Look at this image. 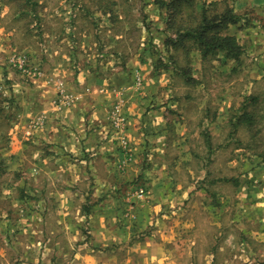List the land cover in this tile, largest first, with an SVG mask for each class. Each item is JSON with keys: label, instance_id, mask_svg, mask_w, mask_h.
I'll use <instances>...</instances> for the list:
<instances>
[{"label": "rangeland", "instance_id": "1", "mask_svg": "<svg viewBox=\"0 0 264 264\" xmlns=\"http://www.w3.org/2000/svg\"><path fill=\"white\" fill-rule=\"evenodd\" d=\"M33 1L0 0V220L1 211L4 220L14 218L15 196L22 200L17 207L24 226L34 224L32 212L38 224L46 217V203L55 210L50 220L64 217L66 193L59 199L47 193L29 162L16 176L19 145L10 131L30 93L69 79L86 111L108 114L109 127L102 133L95 128L91 141L112 150L106 165L92 152L87 156L86 179L73 184L86 191L76 203L86 216L82 236L61 249L77 253L98 238L93 249L102 264L109 254L126 258L155 242L163 245L161 256L173 255L175 243L189 254L192 243L217 236L211 223L223 206L230 207L225 223L238 234L244 202L256 204L253 196L261 192L264 197V0ZM227 6L241 17L226 33L236 36L243 54L239 61L222 54L203 59L184 35L203 13L213 18ZM12 57L15 64L26 58L27 72L11 66ZM107 206L112 215L102 213ZM40 208L42 215L36 214ZM39 227L25 235L59 240L57 230ZM71 231L67 237H76Z\"/></svg>", "mask_w": 264, "mask_h": 264}, {"label": "crops", "instance_id": "2", "mask_svg": "<svg viewBox=\"0 0 264 264\" xmlns=\"http://www.w3.org/2000/svg\"><path fill=\"white\" fill-rule=\"evenodd\" d=\"M14 61L15 59L12 57L9 63L17 68ZM28 76L32 75L29 74ZM43 77L39 80H43ZM67 81H54L57 89L50 88L54 87L51 84L48 88L37 87L34 93H30V97L26 98V109L18 115L19 124H16L15 129L10 131L14 130V139L18 140L15 143L19 145L13 166H16L15 172H18L16 176L18 179L21 177L25 162H29L30 168L35 167L34 171L38 173L35 181L47 185V193H51V196L57 199L66 193L67 205L63 207L62 211L64 217L60 218L58 215L56 221L55 217H53V221L50 220L49 216L55 214V210L46 203L44 207L46 217L42 218V221L39 217L40 223L38 224L35 218L37 216H35V212H32L34 224L24 226V223L22 225V221L19 220L20 212L17 207L18 200L21 199L15 196L14 209L11 211L14 218L8 221L4 220L6 219L4 217L6 211H1L3 220H0V264H16L18 261H22V264H38L41 261L47 264L62 262L102 264V256L93 249L101 242L98 241V238L90 245L86 243L80 246L79 251L82 250L81 252L77 250V253L69 254L61 249L67 243L68 247L75 246L76 241L82 236L81 229H83L84 217L86 216L82 213V206L77 205V207L76 203L78 199L85 197L86 191H84L83 186L76 187L73 184L86 179L84 166L89 161L87 156L92 152L96 158L105 162L108 161L104 158L108 149L112 150L105 143L96 146V142L91 141L95 128H100L98 132L102 133L109 127L106 122L108 114L103 113L104 111L100 112L98 109H92V112L86 111L82 107V103H78L80 96L76 94V86L71 80L68 79ZM42 84L46 85L47 82H42ZM74 90L76 92L72 93ZM21 99L24 100L22 96ZM75 103L78 104L74 108ZM68 104H71L74 109L65 108V105ZM42 110L45 111L40 112ZM117 115L118 113L114 111L113 124H117L115 121ZM90 129H92L91 133ZM27 137H29L28 142L25 141ZM9 154L11 156L12 152L10 151ZM65 174H70L66 179L68 183L65 181ZM98 177L97 175L96 181H98ZM62 182L68 187L62 186L60 188ZM206 193L210 192L206 191ZM261 193L253 196L256 199V204H253L254 201L251 200L244 202L245 206L242 207V215L240 216L241 223L237 225L238 234L231 232L230 221L225 223V214L229 215L230 207L226 206V211H224L225 206H223L221 218L211 223L217 236L209 238L205 245L198 242L192 243L189 247V254L184 251L183 247L175 243L177 250L173 255L161 256L160 250L163 245L155 242L150 244V248L148 247L144 252L137 253L138 255L128 253L126 258H122L118 254H109L107 262L108 264H167L168 261L173 264H264V200L260 201L264 197ZM198 194H202V192H198ZM249 197L247 195V198ZM8 198H13V196ZM224 198L223 195V205L225 203ZM226 198L230 199L229 196ZM260 202L263 203L260 204ZM110 209L109 206L102 208L105 211L102 213L112 215L113 212ZM59 210L56 209L58 214ZM42 213V208L36 212L38 215H42ZM38 226L47 233L50 231L51 234L57 230L59 240L50 236L46 237L47 239L31 236V232L36 230ZM105 228L100 226V229L106 230ZM25 231L30 232L31 235H25ZM70 231L76 237H71V235L67 237ZM62 232L66 236L61 235ZM103 242L104 246L112 244L108 240H103ZM41 246H44V253L42 251L39 253ZM52 252L53 254H50Z\"/></svg>", "mask_w": 264, "mask_h": 264}, {"label": "trees", "instance_id": "3", "mask_svg": "<svg viewBox=\"0 0 264 264\" xmlns=\"http://www.w3.org/2000/svg\"><path fill=\"white\" fill-rule=\"evenodd\" d=\"M26 1L28 4H34L33 0ZM240 21V15L229 6L223 13L213 18H210L205 12L198 27L187 32L184 37L194 40L203 59L222 54L229 60L239 61L243 54V48L236 36L229 35L226 31Z\"/></svg>", "mask_w": 264, "mask_h": 264}, {"label": "built area", "instance_id": "4", "mask_svg": "<svg viewBox=\"0 0 264 264\" xmlns=\"http://www.w3.org/2000/svg\"><path fill=\"white\" fill-rule=\"evenodd\" d=\"M16 61H17V66L19 67V69L21 70V71H24V72H27V66H26V64H27V60H26V58H18V60L16 59ZM36 73H37V75H41L42 73V71L41 70H39V69H37L36 71H35Z\"/></svg>", "mask_w": 264, "mask_h": 264}]
</instances>
